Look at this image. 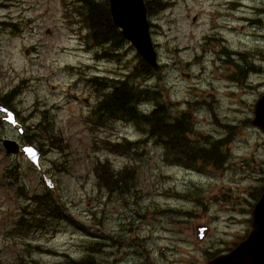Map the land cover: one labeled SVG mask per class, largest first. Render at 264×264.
I'll use <instances>...</instances> for the list:
<instances>
[{
    "label": "rangeland",
    "instance_id": "374dc122",
    "mask_svg": "<svg viewBox=\"0 0 264 264\" xmlns=\"http://www.w3.org/2000/svg\"><path fill=\"white\" fill-rule=\"evenodd\" d=\"M150 1L159 71L146 69L127 41L117 48L108 25L98 24L105 38H97L77 0H0V97L16 89L8 99L30 135L24 141L42 151L41 171L54 182L49 188L24 155L6 153L2 138L27 142L0 122L2 264H205L228 245L254 243L243 231L246 200L259 184L251 161H264V135L250 119L264 85L240 89L228 69L264 68V0H159L164 6L153 10ZM129 73L146 91L140 109L160 102L170 119L188 110L187 139L225 153L232 166L212 171L168 159L162 140L97 111L112 80ZM45 119L58 142L41 128ZM133 141L131 158L116 151ZM102 162L113 176L134 170L127 188L97 184ZM36 195L46 196L49 211L62 206L68 221L38 212ZM28 213L41 218L18 227Z\"/></svg>",
    "mask_w": 264,
    "mask_h": 264
},
{
    "label": "trees",
    "instance_id": "16d2710c",
    "mask_svg": "<svg viewBox=\"0 0 264 264\" xmlns=\"http://www.w3.org/2000/svg\"><path fill=\"white\" fill-rule=\"evenodd\" d=\"M78 8L82 9L87 20L89 21L90 28L96 33L97 38L104 39V31L98 25H108L109 29L112 31V37L116 39L118 45H120L121 37L120 31L112 23L111 16L108 9V0H77ZM159 0H151L147 3L148 7L154 6L155 9L158 7H163L164 3L158 4ZM164 2V1H163ZM155 3V4H151ZM150 8V9H154ZM148 12V9H147ZM107 31V29H106ZM107 43V42H106ZM108 44V43H107ZM118 45L116 47H118ZM146 69L151 70L152 68L144 63ZM144 73V72H142ZM138 78L136 73L128 74L122 80L113 79L112 89L103 95L102 100L98 104L97 111L101 114H108L109 116H116L119 119H129L133 122L137 128L145 130L149 136L158 138L163 141V155L168 159H174L176 161H181L184 165H194L195 160L206 163L207 161L217 164L221 156L218 152L214 150L205 151L199 146H194L192 144L186 143L184 138L185 129L188 127V118L186 114L180 113L182 115L179 123H176L175 118L170 119L171 112H169L167 105L162 103H157L153 108L147 113L142 114L137 111L136 105L139 102H143L146 99V91L143 88H139L134 78ZM109 87V85H107ZM40 125L41 128H46L48 132V138L51 143L58 142L56 135L54 133L53 124L50 123L49 119H45ZM31 141V140H30ZM40 142V141H38ZM116 151L122 155L130 157L136 152L137 142H127L124 144L115 145ZM219 167V166H216ZM9 174L14 175L12 171ZM95 174L97 184L112 190L119 183L121 187H126L130 184L128 181L134 177V170L130 167L125 166L122 168L116 176H113L111 172V167L108 162H102L95 166ZM20 188V187H18ZM23 192V191H21ZM33 203L39 206L37 208L38 212L40 210L45 212L47 216L52 221H68L63 214V207L56 204L58 207L53 208L51 211L47 210L46 204L49 205V201L45 195H36L33 197ZM60 208V209H59ZM47 210V211H46ZM31 213L27 214V219L29 221L16 220L18 227L27 225L28 223L37 222L40 220V216L35 217L36 220H32ZM23 217V215H21ZM20 217V218H21ZM75 264H82L81 261H72ZM0 264H2L0 262ZM22 264H39L37 260L32 259L27 263Z\"/></svg>",
    "mask_w": 264,
    "mask_h": 264
},
{
    "label": "water",
    "instance_id": "95a60500",
    "mask_svg": "<svg viewBox=\"0 0 264 264\" xmlns=\"http://www.w3.org/2000/svg\"><path fill=\"white\" fill-rule=\"evenodd\" d=\"M109 10L113 23L120 28L122 35L132 43L148 64L153 66L156 70H159L160 65L157 63V55L149 34V24L146 17L144 0H109ZM0 109L7 114L5 120L13 126L17 125L19 132L22 133V124L15 120L12 112L1 107ZM254 111L255 117L252 122L264 130V94L255 103ZM2 144L5 151L10 154H17L22 150L21 152L32 162V164L38 170L41 169L40 151L33 145L25 144L20 147L15 140L9 138L3 139ZM42 177L49 188L54 186V182L50 176L43 173ZM252 213L253 216H255L253 228L257 229L263 226L264 217L260 214L255 215V211ZM238 249H240V247L236 248L231 253L230 258L224 259L225 256H219L223 259L213 258L208 264H237L236 256Z\"/></svg>",
    "mask_w": 264,
    "mask_h": 264
},
{
    "label": "flooded vegetation",
    "instance_id": "af4514ba",
    "mask_svg": "<svg viewBox=\"0 0 264 264\" xmlns=\"http://www.w3.org/2000/svg\"><path fill=\"white\" fill-rule=\"evenodd\" d=\"M228 71H229L228 76L230 78H232L239 85L240 89L244 88L246 85L252 86L254 84H257L256 90H258L259 85H264V68H260L259 66H257L254 63L244 65L243 67L230 68V69H228ZM251 76H257L258 77L257 79H260V81L257 83V79H255V80L251 79L250 78ZM0 105L2 107H7L8 109L12 110L14 112L16 118L18 120H22L21 118H19L20 114H19V111L17 110V107H15L11 104L10 99L0 100ZM4 117L5 116L3 115V112L0 111V122L6 123V121H4L5 120ZM260 133L264 135V132L260 131ZM20 135H21V137H23V142H25L24 141L25 134L22 133ZM211 149H213V148L211 147ZM251 162L253 164L252 165L253 172L254 173L258 172L259 180L262 183H264V161L257 162L256 159H253ZM261 190H262L261 187L256 189L254 191V194L249 196L251 198V200H246V202L248 204V208H249V211H248L249 217L247 219V226L245 227V229L243 231V235L244 234H246V235L250 234L253 231L250 214H251L252 210L254 209V207L256 206V204L259 200L258 198L260 197ZM263 229H264V225H263ZM263 248H264V245H263ZM259 258L261 261H264V250L260 253Z\"/></svg>",
    "mask_w": 264,
    "mask_h": 264
}]
</instances>
